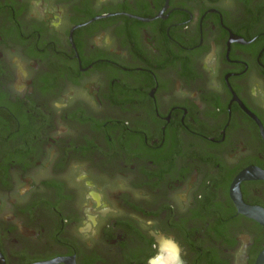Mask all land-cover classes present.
<instances>
[{"label": "flooded vegetation", "instance_id": "obj_1", "mask_svg": "<svg viewBox=\"0 0 264 264\" xmlns=\"http://www.w3.org/2000/svg\"><path fill=\"white\" fill-rule=\"evenodd\" d=\"M263 173L264 0H0V264H257Z\"/></svg>", "mask_w": 264, "mask_h": 264}, {"label": "clouds", "instance_id": "obj_2", "mask_svg": "<svg viewBox=\"0 0 264 264\" xmlns=\"http://www.w3.org/2000/svg\"><path fill=\"white\" fill-rule=\"evenodd\" d=\"M52 264H55V261H52ZM147 264H185L179 243L172 237H163L157 246L156 254L148 257Z\"/></svg>", "mask_w": 264, "mask_h": 264}, {"label": "water", "instance_id": "obj_3", "mask_svg": "<svg viewBox=\"0 0 264 264\" xmlns=\"http://www.w3.org/2000/svg\"><path fill=\"white\" fill-rule=\"evenodd\" d=\"M243 175L240 176V178H239L238 181H240V180H242L244 178ZM263 177H264V173H263L262 178ZM241 209H242L241 210L242 212H244V213H246V214H248L250 216H253V217L257 218V219L259 217V220L258 221L261 224L264 225V210L263 209H261V208H250V207L245 206L243 203H241ZM257 264H264V250L261 253V255L259 256V260H258Z\"/></svg>", "mask_w": 264, "mask_h": 264}]
</instances>
